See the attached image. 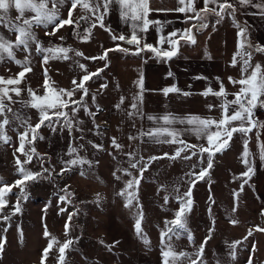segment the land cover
<instances>
[{"label":"rangeland","instance_id":"374dc122","mask_svg":"<svg viewBox=\"0 0 264 264\" xmlns=\"http://www.w3.org/2000/svg\"><path fill=\"white\" fill-rule=\"evenodd\" d=\"M81 16H86L85 11L75 17L74 10L73 19ZM87 21L81 20L76 26L83 35H86L85 29L90 23ZM70 30L75 34L74 26ZM3 32L7 33L5 30H2V34ZM5 34L4 37L14 41L11 35ZM84 47L87 50L83 54L84 59L91 57V54L94 57L101 55V50L91 51L85 44ZM17 51L16 48L13 49L15 59L8 58L4 53L0 60V77L4 80L18 76L14 71L22 65H17L15 60L23 61L26 56H22V51ZM26 53L31 71L25 74L18 86L14 85L21 89L20 95L11 91L8 93L9 96L20 98L23 106L16 108L18 98H5L4 101L13 111L5 112L10 123L5 125L4 133L9 140L7 143L0 141V180L4 182L0 187L11 186V191L5 189L6 204L0 212V240H6L0 252V264H41L44 249L52 237H55V242L44 259V264H58L59 247L67 240H71L72 244L65 251L64 264H164L162 250H168L166 244H170L176 253L190 254L180 258L176 264H192L199 246L209 235L210 239L204 246L202 256L204 264H217L218 261L219 264H249L250 260L251 264H264V218L260 205L247 190V176L242 175L246 167L237 160L242 153L244 155L245 147L234 143L231 140L233 138L229 140L225 150L215 154L220 164L208 172L209 178L197 181L192 187L191 210L187 211L186 216V226L192 241H189L188 233L182 232L179 237L170 233L171 240L167 241L165 238L166 244L161 243L165 221L174 219V213L181 207L176 196L183 195L190 186V180L195 178L187 174H198L201 168H206L208 154L201 155L198 150L189 149L181 153V157L171 159L176 149H112L111 129L108 131L104 123L105 113L101 111V105L106 102L104 95H107V91L104 95L100 92L106 90L101 85H106L109 78L103 73L105 70L100 73L102 75H99V79H95V76L85 82L87 94L79 90L70 98L87 106L89 112L95 113V117L86 113L83 106L72 103H68L67 107L49 109L50 121H45L36 129L35 139L32 138L33 133L29 132L23 151H17L21 147L20 133L29 125L34 127L40 120L39 111L31 107L33 97L29 89L40 97L47 93L51 100L54 96L53 89L73 90V80L78 83L86 74L84 70H95L99 62V59L80 62V58L70 54H67L65 63L60 62L59 58L50 59L47 62L50 69L47 64L43 65L44 74L46 70L48 78L46 88L45 76L34 72L32 68L35 53L32 43ZM74 62L77 65L76 71L68 68ZM79 64H84L85 69L82 70ZM98 67L101 69L102 66ZM97 82H100L97 88L99 90L93 91V84ZM0 87L13 88L6 84L1 86V83ZM62 98L69 100L67 96ZM74 107L77 110L73 113ZM57 111L66 115L58 117L55 115ZM67 121H71V131L66 126ZM95 144H102L103 147L98 149L93 146ZM70 145L77 149L75 153H69ZM130 151L135 153L134 159L138 160L143 156L142 163H148L151 156L159 158L148 163L141 176L138 169L130 168L129 157L126 155ZM191 151H197L195 157L202 159L195 160L194 156L190 160L183 159ZM248 152L250 155L244 157L250 163L251 149ZM24 153L31 156V160L23 164V167L30 172H39L41 176L26 181L24 191L21 192V186H16L15 181L21 179L17 158L21 161L28 159ZM164 153L169 156L165 157ZM76 157L87 162L70 166L63 163ZM235 161L236 164L233 165ZM193 165L196 167L193 168ZM65 167L68 170L60 174ZM45 169L48 171H44ZM122 169H128L131 174L124 173ZM134 178L139 179V184L134 183L125 195H119L126 183ZM128 192L134 193L136 199L129 207H125ZM166 195L169 197L167 203L164 201ZM60 196H65V200L61 201ZM14 206H18L20 210L15 211ZM61 208L65 211L62 212ZM141 213L142 234L137 235L134 225ZM70 214L72 219L69 221ZM4 216L9 219H3ZM45 228L50 234L48 237L44 235ZM209 229L212 230L211 233ZM141 236L146 237L147 244ZM237 241L241 243L236 244L233 260L230 246ZM167 259L171 264V256Z\"/></svg>","mask_w":264,"mask_h":264},{"label":"snow or ice","instance_id":"6c2138e0","mask_svg":"<svg viewBox=\"0 0 264 264\" xmlns=\"http://www.w3.org/2000/svg\"><path fill=\"white\" fill-rule=\"evenodd\" d=\"M51 3L52 8L48 9L47 4ZM65 3H69L70 7L68 8V18L67 19H61L59 17L58 9L59 7H62ZM198 0H177V7L175 9H169V10H156V11H175L179 13H185V23H188L190 21L195 20L196 23L192 24L191 27L186 28L183 32L179 33V40H184L186 43L190 44H196V38L193 33V29L196 31H200L204 28H206L208 25L205 23L207 19V15L209 13H213L217 19V23L220 22L224 18L225 15L231 16L233 20L234 26L238 29L237 36H238V42H237V52L233 55L232 63L235 65L237 63L236 57L240 56L241 60L243 61V67L241 69L242 72V78L239 80H234L232 77H229V82L233 85L239 84L241 85L238 92L233 93L232 95L235 96V99L232 101L224 100L222 104L220 105L221 108V118L220 119H212V118H202L200 116H187V117H176L172 114H167L163 117H154V116H148L147 119L150 121H153L157 124H159L160 120H163V124L159 125L155 128H149L146 131L141 130L139 133L140 137L147 136L150 140H153L154 142L160 143H178L181 145V147L177 148L174 155L171 156V159H176L178 157H181L182 152H186L189 149H196L198 152L202 155L203 153L208 154L207 159V167L201 168L200 171L197 173L191 172L187 175L194 176L195 178L190 180V186L186 192L183 193V195H177L176 199L180 202L181 207L179 210H177L174 213V219L171 221H165V230L161 231V243L166 244L165 238H167V241L171 240V235H176L179 237V235L182 232L188 233V239L191 242L192 236L187 228V211L191 210V193H192V187L195 185V183L199 180H203L208 175V169H211L213 166V155L215 152H221L225 150L228 146L229 140L232 138L233 133L239 131L243 133L244 135H247L249 132L252 131L253 128H264V124L259 122L254 118V109L257 107H264V68L257 63L254 67L251 65L250 61L252 58V55L254 53H261L264 54V45L262 44H256L255 46L251 45L249 42V36H248V27L247 24H244L243 26L236 20V12L238 10L239 6H252L259 10L260 14L264 16V0H259V3H254L253 0H203V8H197ZM113 4H117L120 6V13L121 17L124 19H131L133 21L132 24V31L130 36H126L124 34L120 35H112L111 38L113 41H122L128 45H135V52L133 54H140L142 51H151L155 54V56L160 58H166L171 59L172 57L176 56L179 50V40L174 39L177 37L178 32L173 31L168 34L167 37H164L161 35L157 41V44L163 45L167 43L169 45V50H163L161 48H158L154 46L153 44H149L147 42H144L141 46V42L143 40V37L140 36L138 33L140 32H147L149 25H155L157 26V32L163 31V22L161 21H152L148 19V15L153 9L149 7L148 0H92V2H89V0H0V26H3L7 28L10 32L15 33V40L12 41L7 37H4L3 35H0V60L3 59V54L6 53L7 57L10 59L14 58V48H20L23 46L24 50L28 52L30 50L31 43L36 44V51L38 53H51L52 55H45L43 62L47 63L49 59L54 58H64L67 59V53L70 51L69 48L64 47H48L45 48L41 45V43L37 40L35 33L33 32V27L43 26L44 28H48L50 25L52 26L51 32H45V35H55L57 30L65 25H75L78 26L81 20H87V16H81L79 19H73V12L75 9H77L78 6H80L82 9L87 10L89 12H92L95 15L96 21L99 23V26L101 28H104V16L108 14L110 10V6ZM14 8L18 15L15 18V21L11 20L9 16L10 9ZM31 12L35 13V15L26 17L25 13ZM188 13H191L192 15H187ZM92 27H95V24L92 25ZM86 32L90 33V28L85 29ZM61 40H63V37H60ZM84 40H87L88 37H83ZM245 51L241 52L240 49L245 48ZM113 50H119L123 52H128L129 49L121 47L119 44L116 45L115 49H105L103 54L98 57H86V59H100L105 60L108 56V53ZM56 53H64L65 55L63 57H57ZM76 55H82V53L77 52ZM245 57H247L245 59ZM15 63L17 65H22L23 70L18 73V78H9L7 80H4L2 77H0V83L6 84V85H18L21 83V80L25 77V74L29 71H31V68L28 67L29 58L26 56L23 61L21 60H15ZM108 65L105 64V67ZM79 67L84 70L85 65L79 64ZM251 68V72H248V69ZM103 69H97L94 73H87L82 76V78L77 83L76 80H73V85L75 86L73 90H65V89H59L58 91L53 89L54 96L51 100L48 99L47 93L44 97L36 96L35 93L32 92L31 89H29L30 95L33 97V102H31V107L36 108L40 113V120L38 123L35 124V126L29 125L28 128L25 129L24 132L20 133V140H21V147L17 149V151H23L24 147V141L28 136L29 132L33 133V139L36 138L35 132L36 129H39L41 125L45 121H50V115H49V109H57L60 107H67L68 103H72L77 106H83L86 113L89 115L95 117V113L89 112L87 106L81 105L80 101L71 100L70 98L74 95L75 91L83 90L85 94H87V89L85 88V82L89 81L93 77L97 76L100 72H102ZM169 76L172 75L171 72L168 73ZM199 78V77H198ZM219 79V78H217ZM138 86L140 87L141 91L137 95L133 96L132 103L130 105V110L127 112V115L129 118H133L136 116H140L143 118L144 114L140 111V102L143 99V78L141 77L137 82ZM45 87H48V78L45 70ZM101 87H106V85H101ZM15 92L16 95H20L21 89L18 87H13L11 89L6 87H0V117H3L2 120H0V141H3L4 143H7L9 138L4 133V127L5 125H8L10 123L9 119L5 115V112H12L13 110L8 107L4 101L5 98L8 100H11V96L8 95L9 92ZM162 92L165 96H167L171 92H180V89L175 87L174 85L171 87H167L162 89ZM204 96H207L209 94L215 95L217 97H226L228 93L225 90V87L223 83L221 82L219 91H213L211 88L206 89L203 93H201ZM183 95L187 96L190 95L188 92H184ZM67 96L69 98L68 101L64 100L62 97ZM94 99V98H93ZM83 100V97H81V101ZM39 101V102H36ZM124 103V97H121L120 104ZM232 105H235L236 107H231ZM117 108L120 107L119 104L116 105ZM215 105H208L209 110L214 108ZM77 110L76 107L72 109L73 113ZM15 115V114H14ZM55 115L59 116H65L66 114L63 112L57 111ZM19 118V117H17ZM234 122H239L238 124L234 125ZM180 123V124H188L192 125V128L184 129V130H177L172 125ZM66 126L69 128V131L72 130V124L71 121L66 122ZM99 126H97L98 128ZM215 127V130L213 131L212 128ZM183 131H191L193 132L198 139L200 138H206L208 147H205L203 145H190L187 144L185 141L180 140L179 136L182 134ZM171 137V139H164L161 140V137ZM130 140H136V136H130ZM257 140L259 142V133H257ZM112 146L116 149L122 148V145H120L116 138H112ZM94 147L100 149L103 147L102 144H95ZM260 159L262 162H264V144H260ZM34 151V150H33ZM77 149L75 147L69 146V153H75ZM24 155L28 156L27 160L21 161L19 158H17V164L20 166L18 168V171L21 175V179H18L15 181L16 186H21V192L24 191L23 185L28 180H35L38 177L41 176V173L39 172H30L27 169L23 167V164L28 163L31 160V156H29L27 153H24ZM126 155L129 157V165L130 168L138 169L141 176L143 175V172L147 169L148 163H150L152 160H156L159 157L151 156L148 158V163H142L144 161V157L141 156L138 160L134 159L135 153L134 152H128ZM197 155V151H191L190 155L183 156V159L190 160L193 156ZM250 153L248 152L247 148V140H245V150H244V156H249ZM164 156H169L168 153H164ZM87 161H84L80 157H76L75 159H71L68 161H65V165H76L77 163H86ZM202 163V161H201ZM245 165L247 166V171L242 173L243 176H249L250 173L253 172V168L250 166L249 160L246 158L244 160ZM196 166L193 165V168ZM68 170L67 167L61 169V173L63 174ZM44 171H48V169H45ZM126 174H131L128 172V169H122ZM83 175V172L81 173ZM51 175V173H49ZM115 176V173H113ZM119 178V177H117ZM139 184V179L134 178L133 180H130L126 183L125 188L121 190L119 195H125V192H127V189L132 188L133 184ZM247 183V181H245ZM0 184H4L2 180H0ZM243 185L241 186V188ZM11 191V186L5 185V187H0V212L3 211V208L6 204V201L4 199V196L6 195V191ZM178 192L179 190L176 189ZM128 199L126 200L125 207H129L132 204V201L136 199L134 193L128 192ZM99 199V195L97 197ZM169 197L166 195L164 197L165 203L168 202ZM60 200L64 201L65 196H60ZM211 200V197H210ZM19 203V201H18ZM15 211H19L18 206H14ZM61 211H65V209L61 208ZM233 211H235V208H233ZM264 214V213H262ZM3 219L7 220L9 219L8 216H4ZM72 219V215H69V221ZM141 219H142V213L140 214V218L136 219L135 222V230L137 235L142 234V228H141ZM232 223H236V221H232ZM68 224H65V230L67 234ZM211 229H209V233H211ZM45 237H48L50 234L48 233L47 229L45 228L44 232ZM249 235H251V231L249 232ZM141 238L144 240V242L147 244L148 241L146 237L141 236ZM208 239H210V235L205 238V241L199 246V249L195 253L196 259L192 260V264H197V261H199V264H204V261L202 259L204 246L207 243ZM55 242V237H52V239L49 241L48 246L44 249L43 257L41 260V264H44V259L48 256L50 250L53 248V243ZM6 243V240H0V252H2L3 247ZM241 243L239 241L233 242V244L230 246L232 251L230 253L231 258L235 259V247L236 244ZM72 244L71 240L65 241L60 247H59V256L57 257L58 264H64L65 259V251L70 247ZM166 247L168 250H162V256L165 257L164 264H169L168 257L171 256V264H176V262L185 256H190V254L185 252H179L176 253L171 249L170 244H166ZM219 264V261L217 262ZM249 264H251V260L249 261Z\"/></svg>","mask_w":264,"mask_h":264},{"label":"crops","instance_id":"0c3cea01","mask_svg":"<svg viewBox=\"0 0 264 264\" xmlns=\"http://www.w3.org/2000/svg\"><path fill=\"white\" fill-rule=\"evenodd\" d=\"M37 2H39V0H37ZM89 2H92V0H89ZM253 2L259 3V0H253ZM148 3L149 7L153 9V11L149 13L148 19L163 22V31L157 32V26L149 25L146 33H138L143 37L141 46L144 42H147L163 50H169V45L167 43L163 45L157 44L159 37L161 35L167 37L170 32L177 31L178 35L174 39L179 40V33L196 23L195 20L185 23V13L156 11L175 9L178 6L177 0H148ZM69 7V3H65L62 7H59L58 13L61 19L68 18ZM47 8L51 9L52 4L48 3ZM197 8H203V0H198ZM83 11H85L88 17L87 22H90L87 24L88 28H90V33L87 32L86 35L79 33V29L75 25H65L59 28L55 35H45V32L52 31L51 25L48 28H44L43 26L33 27V32L43 47L58 46L69 48L70 51L67 54L73 55L75 58H80V62L87 60L83 57L84 52H87L84 44L89 47L91 51L101 50V55L105 49H115L117 44L123 48L129 49L127 53L113 50L108 53L105 60L99 59L95 70H84L86 74L94 73L97 69H100L98 66H102L101 69L105 70L103 73L107 74L109 77L107 82H110V84L106 82V90L100 91L103 95L107 91V95H104L106 102L105 105H100L102 106L101 111L105 113L104 120L107 124L106 127L108 131L109 128L111 129L110 138H116L117 142L122 145L120 149H177L181 147L178 143H157L150 140L147 136H139L141 130L146 131L149 128H155L164 123L163 120H160L159 124L150 121L147 119L148 116L163 117L167 114H172L173 116L181 118L195 115L202 118L220 119V105L222 102L225 99L228 101L235 99V96L232 94L238 92L241 85H233L229 82L228 78L232 77L234 80L242 78L241 69L243 67V61L240 56H237V63L235 65L232 63L233 55L237 52V42L239 38L237 36L238 29L234 26L231 16L225 15L224 18L217 23L218 17L213 13H209L205 21L208 26L200 31L193 29L197 41L196 44H190L186 43L184 40H179L177 55L171 59H166L157 57L154 53L147 50L142 51L138 55L133 54L135 52V45H128L119 40H112V35L118 36L124 34L130 36L132 31L133 21L121 17L119 5L113 4L110 6L108 14L104 16V28L99 26L92 12L82 9L80 6L75 9V17L80 12L83 13ZM17 15L18 13L14 8L10 9L9 16L11 20L15 21ZM33 15H35V13H25L26 17ZM187 15L192 14L188 13ZM236 20L242 26L247 24V27L250 28L251 38H249V42L251 45L255 46L258 43L264 45V16L260 14L257 8L238 5ZM93 24H95V27H92ZM72 26H74V30L76 29L75 34L70 30ZM2 30H5L7 33L5 34L3 32L2 34ZM38 30L43 31V33H39ZM0 34H5V36L11 35L13 37L12 39L15 40V33L10 32L3 26H0ZM85 36L88 37L87 40L83 39ZM60 37H63V40H61ZM32 44L35 47V53L33 55L34 61L32 63L33 71L39 72L45 76L43 65L47 64L49 69L50 66L49 63H44L43 59L45 55L51 56L52 54L38 53L36 51V44ZM246 47L247 46L240 49V51H245ZM16 50H18L17 52L19 53L22 51V56H27L23 46L16 48ZM77 52L82 53V55H76ZM64 55V53H56L57 57H63ZM90 56L94 57V54ZM71 57L72 56H69V58ZM246 58L247 57H245V59ZM35 59H41L42 61L38 62ZM59 59L60 62H66L64 58ZM76 62L72 63V67L68 66V68H73L75 70L77 67ZM11 63H13V61H11ZM250 63L253 67L259 63L262 68H264V54L254 53ZM105 64L108 66L105 67ZM22 70L23 66L14 72L18 74ZM251 70L252 69L249 68L248 72L250 73ZM65 72L70 73L72 71L65 70ZM169 72L172 73L171 76L168 75ZM100 73L95 79L100 78L99 75H102ZM16 77L18 78V76ZM141 77L143 78L144 91L143 99L139 107L144 116L143 118L140 116L129 118L127 112L130 110L132 98L141 91L136 83ZM100 82L93 84V91H96L100 86ZM221 82L228 93L226 97H217L212 94L204 96L201 94L208 88H211L213 91H219ZM173 85L180 89V92H171L165 96L162 89ZM1 86H3V83H1ZM9 86L13 87L14 85ZM184 92H188L190 95L185 96L183 95ZM97 93L99 92L97 91ZM121 97H124L123 104H120ZM11 98L13 100L18 97L11 96ZM21 102V99L18 98L17 104L15 103L16 108H22L23 103ZM117 104L120 105L119 108L116 107ZM208 105H215V107L209 110ZM231 107L234 108L236 106L232 105ZM260 108L264 109V107ZM254 118L264 124V112L260 113L254 109ZM238 123L239 122H234V125ZM171 127L177 130H184L192 128L193 126L186 123H176ZM212 130L214 131L215 127H213ZM257 133H259V142L257 140ZM107 135H109V132ZM130 136H136L137 139L130 140ZM232 138L231 140L242 148L245 147V140H247V148L251 149L250 166L253 168V172L247 176L245 181H247L248 184V192L252 195V198L258 202V205H260V212L262 214L264 213V162L260 159L259 145L264 144V128H253L247 135L237 131L233 133ZM164 139H171V137H161V140ZM179 139L190 145H203L208 147L206 138L198 139L191 131H183ZM112 149L116 148L112 146ZM194 158L195 160L202 159L201 157L197 158L195 156ZM237 160L238 163L241 162L246 167L243 173L247 171L243 153ZM232 164L235 165L236 161ZM243 185H245V183ZM262 216L264 218V214H262Z\"/></svg>","mask_w":264,"mask_h":264},{"label":"built area","instance_id":"2783aa9c","mask_svg":"<svg viewBox=\"0 0 264 264\" xmlns=\"http://www.w3.org/2000/svg\"><path fill=\"white\" fill-rule=\"evenodd\" d=\"M248 36H249V38H251V30H250L249 27H248ZM256 111H258V112H260V113H263V112H264V109H263V108H260V107H257V108H256ZM104 123L106 124V122H104ZM106 125H107V124H106ZM217 153H218V152H215L214 155L217 154ZM218 164H220V160H219V159L217 158V156L215 155V156H213V166H212L211 169H208V172H210L211 170H214L215 167H216ZM60 177L63 178V175H61ZM207 178H209V174H208L204 179H207Z\"/></svg>","mask_w":264,"mask_h":264}]
</instances>
